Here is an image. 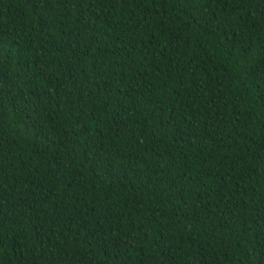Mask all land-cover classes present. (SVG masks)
Instances as JSON below:
<instances>
[{
	"label": "trees",
	"instance_id": "obj_1",
	"mask_svg": "<svg viewBox=\"0 0 264 264\" xmlns=\"http://www.w3.org/2000/svg\"><path fill=\"white\" fill-rule=\"evenodd\" d=\"M0 264H264V0H0Z\"/></svg>",
	"mask_w": 264,
	"mask_h": 264
}]
</instances>
